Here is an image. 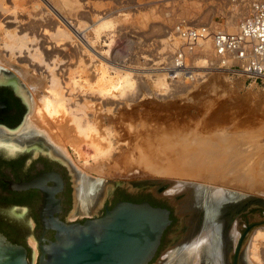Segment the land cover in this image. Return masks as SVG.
<instances>
[{
	"label": "rangeland",
	"instance_id": "374dc122",
	"mask_svg": "<svg viewBox=\"0 0 264 264\" xmlns=\"http://www.w3.org/2000/svg\"><path fill=\"white\" fill-rule=\"evenodd\" d=\"M244 9L245 7L238 11L229 9V7H221L217 0H201L200 2L194 0H0V71L12 75L15 79H21L22 84L28 88L29 92L35 94L37 110L32 120H34L33 122L36 121L39 128L42 129L40 118L42 115L48 120V123L53 122L51 128L57 126L50 128L48 133L53 141L60 139L63 146H65L71 159L72 166L70 165L71 169H69L74 183L75 176L72 174V170L83 174L91 179L90 181L93 183H98L99 192L102 191L103 187H114L115 181L123 180L132 184L167 188L172 184L183 181V179L186 182H198L190 178L180 179L173 174L158 175L150 173L141 167L142 164L140 163L143 160L141 159L140 162L139 157L145 154L144 152L142 154V150L146 146L152 149L148 144H144V141L155 144L152 150L156 152V139L153 138L151 142L150 138V135L153 137L154 134L157 136L162 135L157 137L158 142L162 141L163 138L190 141L215 136H220L224 141L234 142L235 145L233 144V146L240 148L245 155L244 163L239 166L240 172H246V175H249V178L253 181L260 182L262 180L261 183H264V85L246 81L241 76L222 71L209 72L204 80L196 85H183L171 82L165 70L172 49L178 45L172 31L175 25L184 22L189 26L210 25L232 31L236 28L238 19L244 14ZM230 15L233 20L231 17L229 18ZM106 16H110L109 26L107 29L103 27L99 32L100 34L97 35L93 29L94 27L91 26L97 24ZM61 17L70 22L78 33H85V40L79 39ZM37 25H43L44 27L40 26L39 29ZM37 29L41 30V33L47 31L48 35L45 34L44 36L53 45L48 44L47 46L53 47L52 50L58 49L56 51L59 52V55L63 56L65 54L67 59L66 57L63 59L55 52L53 55L51 54L49 61L44 58V50H41L40 41L36 40L39 38L36 34ZM69 37H71V40ZM18 39H24L25 44L22 43V47L10 52L11 50L5 45L9 46ZM54 42H56V46ZM84 42L92 43L91 48L94 51L88 48V44L86 45ZM60 49L63 52L59 51ZM71 49L75 50L76 54ZM78 50L82 51L79 52ZM96 50L101 54V59L97 57ZM18 51L23 55L19 57ZM34 51L35 53L37 51V54ZM72 52L75 55H71ZM27 53L29 55L25 58ZM67 53L73 57V60H70L72 57ZM208 53L210 52L202 53L203 56L198 57V59L201 58L200 61L195 60L196 66L204 65V55ZM30 54L33 57H35V54L34 60L37 61H30L33 59ZM80 54L83 55L80 56ZM38 56L42 59L40 60ZM55 56L57 57L55 58ZM27 57L29 62L34 65L37 62L39 63V60L42 61L39 64L40 68H43L44 72L46 70L47 73L41 75L34 67L26 64L28 62H19L23 58L28 60ZM75 57H78V59ZM90 57L93 58L90 60ZM61 58L65 61L70 58L69 61H72L68 64L69 67H73L70 68V73H73L74 77L72 79V75H69L70 78L66 75L69 78L66 77V83L69 80L68 86L71 82L69 84L71 87L68 90L72 89L75 82L77 85L75 84L73 90L68 92L70 96H66V98H70L71 94L76 95L77 101H72V103L68 100L67 102L64 101V103H61L63 106H57L59 109L56 108L55 115L47 116L48 114L42 110V103L39 100L41 96H49L48 80L50 78L47 74L50 72L48 68L46 69V65L53 68L56 63L63 62ZM51 60H54L55 63ZM84 63L89 67H91L89 64L92 65L95 76L97 74L99 77L100 72H103L106 75H104L105 80L107 79L106 85L113 83L112 85L118 87L124 82L123 87L126 86V82L130 83L126 87H131H128V90L125 88V95L117 90L106 96L105 102H115L118 104L116 107L103 106L94 99L91 100V96H94L93 90L95 89L93 88L96 80H94V74L87 77L89 83L92 82L90 83L91 86L84 80L85 75L80 73L83 65L86 68ZM79 66H82V68ZM74 69L79 73L74 74ZM98 77L96 76V78ZM90 78L93 80L91 81ZM80 85L84 86L83 89ZM74 88L77 89L76 92ZM68 90L67 88L63 90V94L65 95ZM87 90L89 93H87ZM77 92L78 94H76ZM119 94L121 96L118 97ZM82 95L85 96L80 98ZM81 99L82 101L88 99V104L87 101L81 103ZM95 102L98 107L94 104ZM75 103L79 104L78 106L81 105L83 109L86 105L85 109L90 108L86 110L87 112L85 109L84 111L88 113L87 117H91L90 120L88 119V125L92 129L86 127L84 131L78 130L79 133L76 130L77 128L75 129L74 124L71 122L72 116H70L72 115L71 111H74V106L78 109ZM65 106L66 108H64ZM54 118L58 120H54ZM60 121H64L63 125L66 124L65 126L62 125L63 128ZM58 125L61 127L57 130ZM57 135L58 137H56ZM148 136L149 138H146ZM130 151L133 154V160L120 161L121 156ZM19 154L20 152L18 154L16 152L11 155L0 148V155L5 159L15 158ZM30 156L34 158L37 154L35 155L32 152L28 155V157ZM164 163V160H159V164ZM130 166L133 172L119 176V169H128ZM242 166L243 168H241ZM100 168L103 169L102 174H100ZM106 173H111L114 176H107ZM168 176H170L169 179ZM206 184L210 185L209 183ZM234 191L244 192L243 194L249 197V202L247 201L249 205L245 210L239 212L237 217L243 224L239 229L240 233H243L249 227L240 249L251 255V245L254 244L256 233L264 232V192L253 189L250 192L240 191L239 189ZM161 193L158 194L156 199L171 200V197L161 195ZM103 197L101 201H106L105 193ZM91 217H97V215H84L71 221H80ZM241 222L239 225H241ZM259 246L260 244L256 253L259 254L260 264H264V245Z\"/></svg>",
	"mask_w": 264,
	"mask_h": 264
},
{
	"label": "bare ground",
	"instance_id": "6f19581e",
	"mask_svg": "<svg viewBox=\"0 0 264 264\" xmlns=\"http://www.w3.org/2000/svg\"><path fill=\"white\" fill-rule=\"evenodd\" d=\"M57 15L60 16L59 14H57ZM109 17H107V16L103 17L100 22L91 26V27H94L93 29L96 31L97 35L100 34L99 32L101 29H103V27L104 28L106 27V29L108 28V26H109L108 24L110 23ZM230 17L232 19L231 15L229 16V18ZM61 18L64 21V23L72 29V32H74V34L79 37V39H81V40L84 39L85 33L84 34L83 33L81 34L80 32L78 33L77 30H75L71 26L70 22L66 21L63 17H61ZM233 18H234V15H233ZM232 20H230V21H232ZM60 22H62V21H60ZM229 23H231V22H229ZM226 24H227V22H226ZM40 26L41 25H39L38 28ZM41 27L43 28L44 26L42 25ZM45 32L46 33H44V32L41 33V30H38L36 32V34L40 38V40H38L39 38L36 40L38 42L40 41L39 45L41 47V50H44V55H45L44 58H46L49 61V57H51V54L53 55V53L55 52L59 55V52L56 51L58 49L52 50L53 47H51L52 48L51 49L50 47L47 46L48 44H51V43H49V40H47L45 38L44 35L45 34L48 35L47 31H45ZM64 35H66V34H64ZM71 37H69V39ZM67 38H68V35H67ZM74 38L76 39V37H74ZM20 39H18V41L12 42L9 46L8 45H5V46L11 50L10 52H12V51H14V49L20 48L23 46V44H25L24 39H26V38H24L22 40H20ZM21 41H23V42H21ZM81 42H80V44H81ZM55 44H56V42H54V45ZM85 44L86 45L88 44V48L92 49L91 48L92 43L90 44L89 42H87ZM29 46H30V44H29ZM57 46H58V44H57ZM49 48L52 51L51 50L49 51ZM60 48H62V47H60ZM23 49H25V48H23ZM62 49H60L59 51H62ZM205 49H206L205 50L206 53H207V51L210 52V53H208L209 55L208 54L204 55L205 58H211L212 50H211L210 42L205 45ZM71 51H73V50L71 49ZM81 51H79V52H81ZM18 53H19V57H20V55H23L19 51H18ZM34 53H35V51H34ZM69 53H70V51H69ZM74 53L71 55L76 54V53L75 54ZM35 54H37V51ZM35 54H34V56L36 57ZM57 54H55V55H57ZM28 55L29 54L27 53V55H25V58ZM31 55L32 54H30V56ZM71 55H69V56L72 57ZM81 55H83V54H80V56ZM96 55H97V57H99L101 59V57H100L101 54H99V52L97 50H96ZM40 56H38V58H40V60H41L42 57H40ZM59 56H62V55H59ZM66 56L67 55L64 54L62 56V58L64 59ZM201 56H203V54H201ZM31 57H33V56H31ZM35 57H33V59H31L30 61L34 60ZM56 57L57 56H55V58ZM95 57H94V59H95ZM25 58H23L22 60L20 59L19 62H21V61L28 62L26 64H29L30 66L34 67L38 72H40L41 75L46 72V70L44 72L43 68H40L39 64L42 61L39 60V63L37 62V64L34 65L32 62H29L28 57H27L28 60ZM38 58H36V59H38ZM75 58L78 59V57H75ZM92 58L93 57H90L89 59L91 60ZM66 59H67V57H66ZM69 59L66 61L63 60V62L60 61L63 64L62 63L60 64V62H59V64L56 63L55 65H53V68H49L50 66L46 65L47 61H46V64H44V65H46V69L48 68V71L50 72L49 74H47V76L50 78L48 80V83H49L48 94H49V96H41L39 100L42 103V106H41L42 110L44 111V113L48 114L47 116L55 115V113L57 112V110H56L57 106L58 105H60V107L63 106L61 103H64V101L67 102V100H68V101H71V103H72V101H75L77 99V96L72 95V94H71L70 98L69 97L66 98V96H70V93H68V92L70 90H73V87H75V84L77 85L76 82H75V84L73 83L74 85L72 84L73 85L72 89L68 90V88L71 87V85H69L71 82L67 86V83L69 80L66 83V80H67L66 77L68 76L70 78L69 75H72L71 76L72 79L74 77L73 73H70V70H71L70 68H73V67H69V64H70L69 62L72 63V61H69ZM89 59H87V60H89ZM70 60H73V57ZM34 61H37V60H34ZM51 61L53 62L54 60H51ZM83 61L85 62L86 60H83ZM52 62H51V64H52ZM56 62H57V60H56ZM203 62H204L203 63L204 64L203 67H204V66H206V63L204 60H203ZM43 63H44V59H43ZM54 63H55V61H54ZM194 64H195V62H194ZM89 65L91 67L86 65V68H84V65H83V69L80 70V73H81V75L82 74L85 75L86 78L84 77L85 78L84 80L88 83H89V79L87 80V77H91V75L94 74V77H95L94 80H96V82H95V87L94 86H93L94 88L92 87L95 90L90 88L91 90L94 91V92L92 91L94 96L93 97L91 96V98H92L91 100L93 101V99H94L98 104H103V106L104 105H111V106L116 107L118 104L115 102H105L106 96H108V94H112L113 91H117V90L120 93L126 94L125 88H127V90H128V87H131V86H128V87H126V86L130 85V83L126 82V86L122 87V84H124V82H123V83H121V85L118 84L120 87L119 86L117 87V85H112L113 83L110 82L112 84H108V85H110L108 87V85H106L107 79L105 80L106 75L103 72H100L101 73L100 76L98 77V75L96 74V76L98 77V78H96L95 70H92L91 64H89ZM76 66L78 67V65H76ZM87 66H88V69H87ZM79 67L82 68V66H79ZM80 68H78V69H80ZM99 71H100V69H99ZM72 72H74V71L72 70ZM76 72L77 71L75 70L74 74H76ZM78 73H79V71L77 72V74ZM84 80H82V81L84 82ZM90 80H91V78H90ZM22 83L23 82L21 79H19V80L17 78L15 79L12 75H8V74H5V73L0 71V85H11V87L14 89L16 95L18 97H20L22 102L25 104L26 110H28L25 124L19 125L10 134H9V130H1L0 129V145L4 146L7 149V152H9L10 154H14L17 151L34 150L35 153H39V152L45 153L49 157L56 159L63 164H69L68 166H70V165L72 166L71 161H70L71 160L70 156H69L65 146H63V144L61 143L60 139L58 140V139L54 138L57 141L56 140L53 141L51 139V137L49 136L48 131H50L49 129L51 128L50 126H52L51 123H53V122L48 123V120H46L43 115L40 117L42 129H41V127L40 128L38 127L39 125H36L37 124L36 121L33 122L34 120H32V119H34L33 118L34 113L37 110L36 109L37 107L35 106L36 105L35 104L36 101L34 98L35 94L33 95L31 92H29L28 88L25 85H23ZM90 83H92V82H90ZM90 83H89V86H91ZM93 83H94V81H93ZM86 85H88V84L86 83ZM86 85H85V87H86ZM92 85H94V84H92ZM80 87H82V85H80ZM83 87H82V89H83ZM66 88L68 91L65 92L66 94L64 95L63 90H65ZM90 89H88V90L90 91ZM76 90L77 89H75L74 91L76 92ZM88 90H87V93H89ZM71 92H73V91H71ZM78 92H80V91H78ZM78 92L76 94H78ZM84 94H85V92H84ZM84 96L85 95H82V96H80V98H83ZM89 96H88V98H89ZM119 96H121V95L119 94L118 97ZM87 100L82 101V99H81V103L86 102ZM89 102H90V100H89ZM96 102L94 104H96ZM68 103L70 104V102H68ZM86 103L88 104V101ZM68 105H66V106L68 107ZM75 105L77 107L79 104L75 103ZM66 106L64 108H66ZM85 107H87V105ZM85 107H84V109H85ZM97 107H98V105H97ZM81 108H82L81 105L78 106V109H76L74 106V109L72 108L74 111L70 110L71 114H72V115H70V116H72L71 122H72V124H74L75 129L77 128L76 129L77 132H78V130L79 131H84V129L86 130V127H88L87 129L91 128L88 125L89 124L88 122H89L91 117H87L88 113H85V111L90 109V108L88 107V109H85V111L83 108L82 109ZM57 109H59V108H57ZM37 112H39V111H37ZM92 112H94V111H92ZM78 113H82V114H78ZM91 115H92V113H91ZM76 116H78L80 118H78ZM54 120H58V119L54 118ZM55 122H57V121H55ZM63 124H64V121H60V125L62 126ZM65 125H63V126H65ZM55 126H53L52 128H54ZM61 126L58 125L57 130ZM63 126H62V128H63ZM67 129H68V126H67ZM66 131L68 132V130H66ZM66 131H65V133H66ZM152 134H154V133H152ZM170 134L172 135V133H170ZM61 136H63V135H61ZM159 136H162V135L159 134ZM159 136L154 134V136L152 137L150 135L151 142H152L153 138L156 139V141H155L156 146H157V148L155 149L156 152L154 150H152V149H154L155 144H150V143L144 141V144H148L152 149H149L146 146L142 150V154H143V152L145 154H143L144 156L141 155L142 157H139L140 162H141V159L143 160V162L140 163V164H142L141 167L150 173H154V174H158V175L159 174H163V175L173 174L174 176H177L180 179L181 178H190L193 181H194V179L198 181V182H196V181L195 182H191V181L186 182L183 179V181H179L177 184H172L169 188H167L165 191H163L161 193V195L163 194V195H167V196L171 197V200L174 199L175 197H177L178 195L184 193L182 201H181L180 206H179V209L177 211V215L178 216H187L184 234H183V236H185L183 243L172 254L167 255V257L164 255L165 257H164V260H162V264H228L226 259H227L229 250L233 246V244L236 241V238L238 236L237 230H238L240 222L237 220L236 216L238 215L239 212L245 210L247 208V206L249 205V203H248L249 197L246 196L245 194H243L244 192L240 193V192H235L234 190L239 189L240 191L250 192V190L253 189V190H257V191L260 190V191L264 192V183H261L262 180L260 182L253 181L251 178H249V175L248 176L246 175V172H243V171L240 172L241 170H240L239 166H241L244 163L245 155H244V152L240 150V148L233 146V144L235 145L234 142L231 143L229 140L224 141V139H221L220 136H215L212 138H204L202 140L201 139H195V140H190V141H188V140H174V139H169V138L164 139L163 138L162 141L158 142L157 137H159ZM56 137H58V135ZM59 137H60V135H59ZM146 138H149V136ZM124 150H126V149H124ZM157 151H159V152H157ZM160 156H162V157L160 158ZM132 158H133V154L130 151V152L125 153L124 156H121L120 161L125 162V160L126 161L127 160H133ZM159 160H164L165 163L159 164ZM132 166H134V165H132ZM241 168H243V166ZM259 168H260V165H259ZM102 170H103L102 168L99 169L100 174H102ZM72 172H73L72 174L75 176V215L72 217V219H74V218H79V217L84 216V215L87 216V215L92 214L93 210L96 208L97 201L103 200L102 197L104 195V188L103 189L101 188L102 191L99 192L98 191L99 187L97 186L98 183L97 184L93 183L92 181H90L91 179L87 178L86 176H84L81 173H77L76 171H73V170H72ZM131 172H133L131 170V166L128 167V169L127 168L119 169V176H124V175H127L128 173H131ZM82 173H84V172H82ZM106 175L109 176V175H113V174L106 173ZM169 177L170 176H168V179H169ZM173 179H176V178H173ZM206 183H209L210 185H208ZM106 185H107V183H106ZM257 233H256V236H255L254 241H253L254 244H252V243H251L252 245L250 244L252 246V252H251L252 257L250 254L247 253V251H244L242 256H241L242 264H256V262H257V264H260V262H261V261L259 262V260H258L259 254H258V252L256 253V251L258 250L257 248H258L259 244H260V246L262 244L264 245V232H262L263 234L261 232H259V234H257ZM260 241L263 243H261Z\"/></svg>",
	"mask_w": 264,
	"mask_h": 264
},
{
	"label": "water",
	"instance_id": "95a60500",
	"mask_svg": "<svg viewBox=\"0 0 264 264\" xmlns=\"http://www.w3.org/2000/svg\"><path fill=\"white\" fill-rule=\"evenodd\" d=\"M0 87L11 89L24 106L21 120L17 125L13 127L0 125L2 129H9L10 134L19 125L25 124L28 110L11 85ZM3 106L4 104L0 102V108ZM61 165L65 167L71 185V200L67 204L66 221L59 218L60 201L55 195L60 191L61 182L56 174L47 173L28 182L11 183V190L41 191L43 201L39 211V222L43 232H54V240L47 241L41 237L37 247L34 239L28 238L30 253L27 259L25 247L12 244L0 233V264H155L156 261L152 260L160 246L164 231L171 224L170 211L165 207L151 206L148 202H117L101 216L104 205L111 204L114 195L117 196L119 192L149 195L168 204L175 213V224L168 233L160 256L168 255L169 248L184 234L187 216H176L184 193L172 200L156 199L167 187L132 184L125 180L115 181L114 187H103L106 201H97L92 212V215L97 217L86 218L83 222H71L75 215V183L68 164ZM49 181H52L54 186H47L46 183ZM24 211L22 208H14L5 213L11 217L12 215L21 217L20 221L31 226V219L24 215ZM240 243L236 248L233 264H237ZM231 251L233 253V247Z\"/></svg>",
	"mask_w": 264,
	"mask_h": 264
},
{
	"label": "flooded vegetation",
	"instance_id": "af4514ba",
	"mask_svg": "<svg viewBox=\"0 0 264 264\" xmlns=\"http://www.w3.org/2000/svg\"><path fill=\"white\" fill-rule=\"evenodd\" d=\"M12 97L16 98L19 101L20 106L13 104ZM0 102L4 104V106L0 108V125L12 127L11 123L16 121L18 117H20L19 119L21 120L24 106L22 105L20 100L14 95L11 89L7 87H0ZM0 129L9 130L2 128ZM0 148L7 152V149L4 146L0 145ZM18 152L21 151H17V154ZM32 152H34V150L25 151L17 155L15 158L11 159H5L0 155V233L3 234L7 238V240H9L12 244L25 247L27 249V259L30 253V246L27 243V239L32 237L38 247V240L41 237H44L47 241H53L54 232H43L41 224L39 222V211L43 201V194L41 193V191L37 189H29L25 191L11 190V183L17 184L28 182L33 178L39 177L40 175L47 173L56 174L60 179L61 187L60 191L55 195V198L60 201L61 212L59 213V218L62 221H66L65 214L67 211V204L71 200V185L69 183L65 167L61 165L62 163L56 159L49 157L46 154L41 155L43 153L35 152L34 154H37V156L29 159L28 155ZM7 153L10 154L9 152ZM46 185L51 187L54 186V183L52 181H49L46 183ZM117 202H148L151 206L165 207L170 211L169 218L171 220V224L164 231L161 238L160 246L157 250L154 259L152 260V262L157 260L156 264H162V260H164V257H167V255L160 256V253L164 247V243L166 241L169 231L175 224V213L172 211L171 207L168 206V204H166L165 202L155 200L149 195H131L125 192H119L117 196L114 195L113 202L111 204L104 205L103 213L101 214V216L104 214L106 209H110ZM14 208L24 209V215L26 217L28 216L31 219L32 225L30 226L27 223L24 224L22 221H20L21 217H17L15 215H12L11 217L5 213L8 210ZM238 221L241 222L239 219ZM78 222H83V220ZM242 225L243 224L241 222V225H239L237 230L238 236L232 246L233 253L231 251V248L229 250L226 259L228 264H233L236 248L239 242H241L240 247L242 246L243 238L249 229V227H247L243 233H240L239 229L242 227ZM184 238L185 236L182 235L169 248L168 255L172 254L178 249V247L183 243ZM243 252L244 250L239 248L237 264H242L241 256Z\"/></svg>",
	"mask_w": 264,
	"mask_h": 264
},
{
	"label": "built area",
	"instance_id": "2783aa9c",
	"mask_svg": "<svg viewBox=\"0 0 264 264\" xmlns=\"http://www.w3.org/2000/svg\"><path fill=\"white\" fill-rule=\"evenodd\" d=\"M217 1L221 7L238 11L245 7L236 28L227 31L179 22L172 30L178 45L172 49L166 65L168 79L177 84L196 85L209 72L222 71L264 85V0ZM209 42L212 55L204 58L206 66L194 65L195 60H201L198 57Z\"/></svg>",
	"mask_w": 264,
	"mask_h": 264
},
{
	"label": "trees",
	"instance_id": "16d2710c",
	"mask_svg": "<svg viewBox=\"0 0 264 264\" xmlns=\"http://www.w3.org/2000/svg\"><path fill=\"white\" fill-rule=\"evenodd\" d=\"M12 99H13V104H14V105H18V106H20V105H19V101H18L16 98H13V97H12ZM19 118H20V117H18V119H17L16 121H14V122L11 123V126H12V127L15 126V125H17V124L19 123V121H20ZM12 240H13V239H12Z\"/></svg>",
	"mask_w": 264,
	"mask_h": 264
}]
</instances>
